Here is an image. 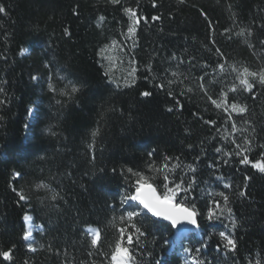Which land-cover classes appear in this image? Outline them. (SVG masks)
<instances>
[{
    "label": "trees",
    "instance_id": "16d2710c",
    "mask_svg": "<svg viewBox=\"0 0 264 264\" xmlns=\"http://www.w3.org/2000/svg\"><path fill=\"white\" fill-rule=\"evenodd\" d=\"M0 6V251L12 250L0 264H111L121 240L131 264H264V173L252 167L264 160V84L249 78L252 91L240 90L231 67L264 68V0H0ZM126 8L139 23L129 52L136 71L123 83L106 72L100 52L127 36L133 22ZM240 29L245 36L236 35ZM200 76L213 99L226 93L228 105L247 112L229 120L230 107L211 103ZM69 82L79 88L71 98L60 95ZM233 121L246 129L235 139L248 149V164L231 143ZM137 174L160 190L165 175L191 185L178 199L195 204L199 227L182 236L148 214L135 221L145 235L136 233L125 210L140 206L121 201L134 191ZM25 215L38 227L35 251L23 239ZM88 228L100 232L96 247ZM222 231L235 240L234 250L224 247Z\"/></svg>",
    "mask_w": 264,
    "mask_h": 264
},
{
    "label": "snow or ice",
    "instance_id": "6c2138e0",
    "mask_svg": "<svg viewBox=\"0 0 264 264\" xmlns=\"http://www.w3.org/2000/svg\"><path fill=\"white\" fill-rule=\"evenodd\" d=\"M112 3H119V0H111ZM182 3L183 0H180ZM155 6V5H154ZM0 12H4V8L0 6ZM125 12L129 15V19L133 22V24H138L139 20L136 18L137 14L136 12L131 9V8H126ZM153 20L158 19V17H153ZM99 20L102 22L104 20V17L101 16L99 17ZM133 24H130L127 31L128 34L134 35L135 34V28L133 27ZM229 30L226 29L225 32H228ZM245 29H240L238 33H236L237 36H245ZM252 35L251 30H247V36L250 37ZM115 41H113V45H115ZM215 43V41H213ZM261 45H264V40L260 41ZM216 53L220 55V57L223 59V53L219 48H216ZM183 63V61H181ZM216 67L223 72L225 64L224 63H218ZM232 71L236 73V80H238L239 85H240V90L246 91V92H251L253 88V84L250 82L249 78L252 79H258L261 84H264V68H261L259 71H251L247 67H242V69L236 68L234 65L231 66ZM136 69H132V73H135ZM173 77H176L178 80H180V75L173 71L171 73ZM33 79H36L34 76ZM184 79H187V77H184ZM199 80L201 81L199 87L204 91L205 95L208 96V99L211 101V103L217 108L221 109L223 108L225 112H228V109L230 107L231 112H228V119H232V113L236 114H244L247 112V108L244 105L237 104L235 102L231 103L228 105V100H227V94L222 93V99H213L210 95H208L207 90L205 89V85L203 83L204 81V76H200ZM175 81L169 80V84L174 83ZM183 80H180V83L183 84ZM70 85V91H62L60 95L62 96H68L71 98L75 93L79 91V88L69 82ZM69 85H66L65 88L67 89ZM49 90L55 92L54 86L49 83L48 85ZM157 87H160L163 89L164 85L163 84H158ZM191 88H188V91H191ZM231 92H236L237 86L233 84L231 88L229 89ZM142 96L144 97H149L152 95L151 92L145 91L141 93ZM169 95H171V92H169ZM183 95V93H181ZM60 101H57L59 103ZM0 103H3V101H0ZM171 111V109H169ZM30 114L32 113V109H29ZM206 124H215L214 121L211 120H206ZM245 123H249L248 121H245ZM48 131H51V129H48ZM239 131H246V129H239L237 127V124L235 121L232 122L231 124V134L233 136V139L231 141L232 144L235 145L236 149L239 151L236 152L237 156H242V159L240 160L241 164H248L250 163L249 158L247 155H243L245 151H247V148H242L241 144L238 143L235 139V134ZM95 136V133H93ZM243 143L244 145L251 146V139L247 136L243 138ZM216 151L219 153L221 152V148H217ZM224 155L226 156H231L232 153L225 152ZM166 160H170V157H165ZM178 159V158H177ZM169 166L168 164H164L163 168L167 169ZM173 167H176V165H173ZM191 168V166H189ZM252 167L256 170H258L260 173H264V160H258L255 163L252 164ZM192 171H195L194 168H191ZM131 171V169L129 170ZM15 178H22L21 174L19 172H14L13 173ZM139 175V174H137ZM172 184V186H169ZM37 188L41 187H47L44 184H38L36 186ZM162 190H160L157 186H153L152 183L149 182L148 178H146L143 175H139V179L136 180L135 182V189L133 192L130 194H127L123 200L121 201V204H127L128 202H134L135 204L139 205V209H134V210H125V215L127 217V220L130 222L129 227L134 229L136 233H138L140 236L145 235V233L141 230L140 227L137 226L135 223L137 217H148V214H150V217L155 218L156 220H162L168 222V224L171 226V229H177L179 232H184L185 229L180 227L181 225H192L193 228H198V222H197V209L195 204H187L184 202V200L187 199L185 197L184 199H178V196L181 191H188L191 187V185H188L187 187H182V182L181 183H173L172 181H169L168 175L164 176V183L162 186ZM224 187H230V185L225 184ZM15 191V189H14ZM17 195L19 196V199L21 201H27L28 197L23 194V192H17ZM217 195L223 197L224 205L225 207L227 206L228 203V196L223 193H217ZM241 196L245 195L244 192L240 193ZM53 200L56 199V196L53 195L52 197ZM215 206L217 208L220 207V203L218 201H213ZM229 213L231 212V209H228ZM215 215V212L212 210V208L208 209V218L209 220L212 219V217ZM121 221L125 219V216L122 215L120 217ZM24 220L28 221L30 220V217L25 215ZM232 227H235V222L233 221ZM91 235V245L93 247H96L100 241V232L98 230H93L89 229L88 230ZM121 233V237H123L124 229L121 228L119 229ZM175 234V233H174ZM220 237L225 241L224 247L229 250H234L236 242L234 239H232L229 235H227L225 232H220L219 233ZM32 236V231L28 230L24 233L23 239L24 240H29V238ZM128 243H132V235H128ZM29 250L35 251L34 248H32L31 244H29ZM185 252H191V249L185 248ZM197 252L200 251V248L196 249ZM0 257L3 258L5 261H9L12 258V250H3L0 251ZM132 261V255L129 251V248L123 247L122 246V240L117 241L115 245L114 251L111 253V264H131ZM193 264H196L195 260L193 261Z\"/></svg>",
    "mask_w": 264,
    "mask_h": 264
},
{
    "label": "rangeland",
    "instance_id": "374dc122",
    "mask_svg": "<svg viewBox=\"0 0 264 264\" xmlns=\"http://www.w3.org/2000/svg\"><path fill=\"white\" fill-rule=\"evenodd\" d=\"M133 27L135 28L134 24ZM134 36L135 34L130 36L127 32V36H124L121 42H116L115 45L111 42L100 52V61L106 72H108L111 76L119 77L123 83L128 82V79L132 74L129 52L135 43ZM37 229L38 227L36 225L28 222V230L32 231V236L28 241H30L31 238L33 239V234ZM89 229L93 228L87 229V232L92 238L91 233L88 231Z\"/></svg>",
    "mask_w": 264,
    "mask_h": 264
},
{
    "label": "water",
    "instance_id": "95a60500",
    "mask_svg": "<svg viewBox=\"0 0 264 264\" xmlns=\"http://www.w3.org/2000/svg\"><path fill=\"white\" fill-rule=\"evenodd\" d=\"M150 215V214H149ZM155 219V218H154ZM159 221H162V220H159ZM164 222H166V221H164ZM180 227H182L183 229H185V231L184 232H179L177 229H175L178 233H180V234H190L192 231H194L196 228H193V226L192 225H187V224H185V225H181Z\"/></svg>",
    "mask_w": 264,
    "mask_h": 264
}]
</instances>
